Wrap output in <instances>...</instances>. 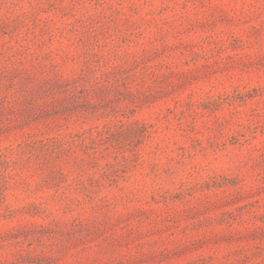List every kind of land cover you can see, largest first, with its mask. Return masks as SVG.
<instances>
[{"label":"rangeland","instance_id":"rangeland-1","mask_svg":"<svg viewBox=\"0 0 264 264\" xmlns=\"http://www.w3.org/2000/svg\"><path fill=\"white\" fill-rule=\"evenodd\" d=\"M0 264H264V0H0Z\"/></svg>","mask_w":264,"mask_h":264}]
</instances>
